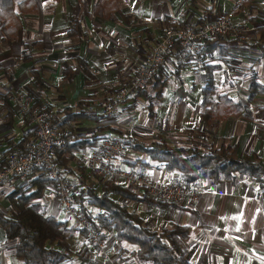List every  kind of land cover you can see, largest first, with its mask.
Returning a JSON list of instances; mask_svg holds the SVG:
<instances>
[{
    "label": "crops",
    "instance_id": "0c3cea01",
    "mask_svg": "<svg viewBox=\"0 0 264 264\" xmlns=\"http://www.w3.org/2000/svg\"><path fill=\"white\" fill-rule=\"evenodd\" d=\"M36 1L38 11L22 14L26 17L35 13L36 17L27 16L26 25L23 17L17 39L9 44V48L16 43L22 46L23 42L31 41H40L42 46L34 52L31 61L18 62L15 65L13 57L10 59L12 54H9L7 46H0V65L12 66V70L14 69L11 81H8L1 69L0 76L3 75L6 83L22 84L19 72L26 76L35 67L40 70L47 85L46 94L56 91L57 84L54 81L64 82L63 88L57 89L63 91L62 101L56 103L53 113L49 104L51 115L66 107L72 108L74 112L76 110L73 107L79 101L85 102L89 113L102 115L101 106L107 102L106 99L113 98L123 76L128 79L134 76V62L143 59L145 54L142 53L147 51L145 48L154 46L159 30L165 24L190 21L199 24L206 17H215L222 13L231 16L233 23L244 24L249 29V34L254 31L250 42L223 36L219 44L224 49L219 52L198 54V51L180 52L175 48L168 51L163 62L167 79L162 87V97H155L156 101L152 103L156 112L149 125L138 124V121L145 119V116L139 115L138 96L122 102L116 114L89 121L94 124L93 130L110 127L98 132L103 137L109 134L114 137L122 136V131L126 129L131 132L132 129L128 127L135 129L137 124L140 128L135 131L139 138L143 136L141 138L149 139L148 144L162 140L167 144L175 143L173 139L170 141L171 136L177 137L178 140L175 141L179 144L194 143L201 150H207L218 147L225 138L228 143L237 144V153L254 149L264 160V96L259 95L250 102L246 101L250 81L255 78L264 83V41L255 33L259 26L264 25V0H252L249 6L237 14H233L231 9L240 0H120L118 9L109 17L93 15L92 9L98 0H60L56 4L53 0H48L45 14L41 12L39 0ZM249 7L252 8L248 9ZM76 18L80 20L85 33L82 38L68 34L71 23ZM36 26L45 29L46 35L37 36L39 31ZM28 30H32L29 37ZM21 33H26V37H21ZM36 37L38 39L34 40ZM63 62L75 72L71 79L67 78L69 72H62ZM212 65L217 66L213 71L217 94L212 98L217 99L218 94L227 93L229 97L247 103L252 115V119L236 115L219 120L214 129L213 141L200 132L201 88L206 84V67ZM167 84L170 92L168 94L163 91ZM148 89L155 94L152 86L145 88L143 94ZM111 91L112 94L109 95ZM7 92L11 94L8 90L5 93L0 92V95ZM20 97L25 95L13 93L7 99L12 112L11 120L6 110L0 106V153L18 144L25 132L33 130L32 119L29 123L23 118V113H29L37 104L31 98V106L22 108L19 105ZM51 104L54 105L53 102ZM65 115L62 114L60 118ZM165 119H168V127L163 126ZM73 121H70V125L76 124ZM90 147L91 145H84L76 151V159L78 158L83 167L86 162L83 154ZM134 151H127L124 157L119 156L116 164L139 168L155 181L169 183L180 179L177 170L166 171L156 161L142 166L146 156ZM74 163L76 162L71 161V168ZM34 175L37 172L32 174L30 171L24 177L0 183V209L5 210L11 205L10 195L20 186L29 185L28 191L34 189L35 185L30 183L35 178ZM197 187L199 192L195 198L186 196L176 200L175 206L159 207L134 201L133 208L144 218L146 224L155 229L174 223L187 225V258L192 264H264V196L260 193L257 181L246 174L236 173L233 180L215 181L213 178H206ZM138 191L142 189L139 188ZM37 199L44 203L47 215L73 221L60 205L52 186L47 185ZM155 221L158 228L152 226ZM14 243L15 240L8 239L0 227V264H23L14 254ZM70 247L71 254L61 264H149L141 263L137 259L133 253L135 244L117 241L106 230L102 237L91 242H87L85 235L77 231L70 238Z\"/></svg>",
    "mask_w": 264,
    "mask_h": 264
},
{
    "label": "trees",
    "instance_id": "16d2710c",
    "mask_svg": "<svg viewBox=\"0 0 264 264\" xmlns=\"http://www.w3.org/2000/svg\"><path fill=\"white\" fill-rule=\"evenodd\" d=\"M59 1L53 0V3L56 4ZM119 1L98 0L93 6L92 13L96 16L109 17L118 9ZM251 2L252 0H240L231 9V12L237 14L246 6H249ZM36 11H38L36 0H0L2 41L7 45L15 41L22 27V14ZM256 33L259 35V39L264 41V25L259 26ZM68 34L79 38L85 36L78 18L72 21ZM220 39L223 38L212 36L204 39L197 53L207 54L224 49L219 44ZM41 46L40 41L23 42L22 52L17 60L19 62L31 61L34 58V52ZM174 48L177 51H182L177 45L172 47V49ZM167 55L168 52L164 54V58ZM62 66L63 74L69 72L67 78L74 77V70L67 66L65 62ZM216 68L215 65L206 67V84L201 88L200 98V118L202 121L200 132L205 134L211 141L215 139L214 129L219 120L236 115L252 119L251 108L247 103L229 97L227 93L218 94L217 99L212 98L213 95L217 94L213 77V71ZM0 69L3 70L8 81H11V67L0 65ZM163 70L164 63L149 80L157 99L162 97V87L167 79V74ZM30 75L31 82L37 90L33 94V98L37 105H41L42 98L39 93L44 89L46 90L47 85L39 69L32 67ZM144 90L145 87L141 88L127 99L143 94ZM9 95V92L0 95V106L3 110H6L8 118L11 120L12 112L7 104ZM259 95L264 96V83H260L253 78L248 87L246 101L250 102ZM106 101L109 100L106 99ZM77 106V111L69 110L67 115L62 116L63 124L69 120H100L107 117L89 113L85 107V102L79 101ZM46 109L51 111V106L46 105ZM66 109L71 108H64V110ZM64 110H57L52 114V122L59 120ZM107 129H110V127L97 128L89 134H75V137L74 131L71 130V136L66 140L65 148L58 151L60 165L64 168L68 167V172H73L74 169L70 165L71 161L76 158L77 149L84 145L95 144L98 139L103 138V136L98 135V132ZM33 135V130H28L23 134L18 144H23ZM106 137L114 136L109 134ZM125 144L126 147L146 156L145 161L141 163L142 166L151 161H156L166 171L177 170L180 179L185 183L192 182L199 185L206 178H213L215 181L233 180L236 173H243L257 181L260 193L264 196L263 157L254 149L237 153V144H230L225 138L222 139L218 147H211L207 150H201L195 144L168 145L164 140L154 144H143L133 139L128 140ZM11 147L2 150L0 153V167L5 166V153ZM30 171L32 174L37 172V175H34L35 178L30 180L35 188L28 191L30 186L23 185L10 195L12 205L7 206L5 210L0 209V227L3 228L8 239L15 240L14 254L23 264H61L71 254V236L77 231L86 235L88 229L78 227L74 221L69 222L67 219L47 215L44 203L37 198L42 195L43 189L47 185L55 189L57 182L42 167H34L27 174ZM64 172L66 173V171ZM72 195L76 205L87 218L90 229L99 232L98 237H102L105 230L112 231L117 241L135 244L133 253L141 263L192 264L187 258L188 248L185 241L188 236L187 225L174 223L171 226H164L159 229L152 228L145 223L144 218L138 211L127 203V200H133L152 206L166 207L177 205L176 201L152 197L145 191L129 188L112 177L95 179L84 169L77 174ZM114 195H119L122 199H117Z\"/></svg>",
    "mask_w": 264,
    "mask_h": 264
},
{
    "label": "built area",
    "instance_id": "2783aa9c",
    "mask_svg": "<svg viewBox=\"0 0 264 264\" xmlns=\"http://www.w3.org/2000/svg\"><path fill=\"white\" fill-rule=\"evenodd\" d=\"M248 31L247 27L235 25L222 15L206 17L199 24L191 21L182 24L168 23L159 30L156 43L137 65L135 75L118 86L113 98L101 106L100 113L105 116L116 114L122 102L147 85L163 63L164 54L174 45L185 52H197L204 39L212 36L240 39ZM31 100L28 97H20L19 105L29 108ZM32 121L34 135L23 144L12 145L5 153V166L0 167V183L24 177L34 167L46 169L48 175L57 182L55 192L60 205L78 227L88 229L85 235L87 242L97 241L99 232L90 229L87 218L73 200L72 183L65 177L63 167L59 163L58 151L65 148V142L71 136L70 131L61 129L60 119L52 122L51 113L44 104L32 108ZM127 141V138L117 136L98 139L83 154L88 173L99 179L116 178L129 188H140L148 195L162 200L176 201L186 196H197L198 185L192 182L185 183L181 179L169 183L155 181L139 168L117 165L116 161L126 149Z\"/></svg>",
    "mask_w": 264,
    "mask_h": 264
},
{
    "label": "rangeland",
    "instance_id": "374dc122",
    "mask_svg": "<svg viewBox=\"0 0 264 264\" xmlns=\"http://www.w3.org/2000/svg\"><path fill=\"white\" fill-rule=\"evenodd\" d=\"M19 1V0H18ZM39 2H40V4H41V12L43 13V14H45L46 13V4L48 3V0H39ZM45 5V6H44ZM219 15H222V16H224L228 21H230L231 23H233L232 22V17L231 16H229V15H224L223 13L222 14H219ZM27 16L28 17H33V18H35L36 17V14L35 13H30L29 15H26V17H24L23 15L21 16L22 17V20H23V17H24V24L26 25V22H27ZM233 24H235V25H241V26H243V27H246L244 24H242V23H233ZM258 24H260V23H258ZM25 25H24V28H25ZM165 25H168V24H165ZM165 25H163V26H165ZM162 26V27H163ZM161 27V28H162ZM160 28V29H161ZM36 29L39 31L38 33H37V36H39V37H42V36H45L46 34V32H45V29H42L41 27H37L36 26ZM29 32L27 33V37H29L28 35L29 34H31L32 33V30H28ZM256 31V30H255ZM254 32V31H253ZM253 32L251 33V34H249L248 32V34L246 33L244 36H242V38H240V39H236V40H240V41H244V42H248L249 40H251L252 39V36H253ZM35 33V32H34ZM256 33V32H255ZM26 33H21V37H23L24 38V36L26 37V35H25ZM35 35H36V33H35ZM34 40H36V39H38V37H36V38H33ZM32 42V41H31ZM250 42V41H249ZM0 46L2 47V48H4V47H6V48H8V50H9V54H12V55H10V59H12V57H13V64L15 65V64H17L19 61L17 60L19 57H20V55H21V52H22V46L21 45H19L18 43H16L15 45H12V47H10L9 48V45H7V44H5L2 40H0ZM150 48H152V47H150ZM150 48H145L147 51H145V53L143 52L142 53V55L143 54H145L146 55V53L147 52H149V50H150ZM183 51V50H182ZM37 51H35V53H36ZM14 55V56H13ZM15 55H17V56H15ZM144 55V56H145ZM144 56H142V58L144 57ZM140 60V59H139ZM141 62V61H140ZM163 62H164V60H163ZM20 63V62H19ZM139 64V62L137 61H135L134 62V64H133V68H135V70L137 69V65ZM12 66H11V71H14V69L12 70ZM164 71V70H163ZM19 74H20V77L19 78H21L22 79V84H17V85H14V84H9V83H6V81L4 80V77H3V75H1L0 76V92L1 93H5L6 91H8V90H10V92H11V94H10V96H12V94L13 93H22V94H24L25 95V97H28V98H32L33 99V94H35L36 92H37V90L34 88V86H33V84H32V82H31V75H30V72H29V74L27 75L26 74V76H23V73L21 74L20 72H19ZM135 75V74H134ZM29 76V77H28ZM128 77H125V76H123V78L121 79V80H119V82H120V85L121 84H123V83H125V82H127L128 80H130V79H128ZM57 81V80H56ZM56 81H54V84H57V85H55V90L56 91H54V92H50V93H48L47 92V94H46V90L44 89V91H42V92H40L39 93V95H40V97L42 98L43 96L45 97L44 99H42V101H43V103L42 104H44V105H51L52 106V113H53V110H55V108L54 107H57L56 106V103L58 104L59 102H61L62 101V92L63 91H57V89H59V87H62L63 88V84H64V82H56ZM152 84H151V81H149L148 83H147V85L145 86V88H147V87H150ZM10 86V87H9ZM15 89V90H14ZM111 89V88H110ZM150 90L148 89V92L146 93V94H142V95H140V96H138L137 97V104H138V108H139V115L141 114V116L143 117V116H145L144 118L145 119H141V121H138V124L139 125H146V124H148V123H150L151 122V120H153V118H151L152 116H154V114H155V112H156V109H154L153 108V102L154 101H156V98H155V94H154V92L152 93V91H150ZM164 92H166L167 94L168 93H170L169 92V85L167 84V86L166 87H164V90H163ZM114 92V91H113ZM174 93H176V92H174ZM110 94H112V91L111 92H109V95ZM51 102H53L54 103V105H52L51 104ZM153 103V104H152ZM171 106H172V103L170 104ZM41 105H35L34 106V108H38V107H40ZM63 106V105H62ZM62 106L61 107H59L60 109L62 108ZM64 107V106H63ZM58 108V109H59ZM69 110H72V108L71 109H66V111L63 113L64 115L65 114H68L69 113ZM73 110H78V107L77 106H74L73 107ZM88 112H89V110H88ZM31 113H32V111H30L29 113L28 112H24L23 113V115H24V119H26L29 123H31L32 121H31V119H32V115H31ZM148 114H150V115H148ZM146 115H148V117H146ZM151 118V119H150ZM60 119V121H63L62 120V117L61 118H59ZM73 122H76V124L75 125H70L71 124V122H70V120L69 121H67L66 123L64 122V124L62 123V125H61V129L62 130H69V131H74V134H78V133H90V132H92L93 131V129H94V124L92 123V122H90L89 120H87V119H77V120H74ZM168 124H169V122H168V119H165V121L163 122V126H165V127H168ZM139 125H137L136 124V126H134V128L135 129H133L132 128V126H130V127H128V128H130V129H132V131L130 132V131H127L126 129H125V131H122L124 134L122 135V136H117V137H122V138H129L128 140H130V138L132 139H134L135 138V140H137L138 142H144L143 144H148L149 143V139H147L146 137H144V138H141V137H143V136H141L140 138H139V135H138V133L135 131V130H138L139 128H140V126ZM149 125V124H148ZM72 128V129H71ZM11 132H12V130H11ZM167 135H170V134H167ZM114 136V135H113ZM138 136V137H137ZM170 141L172 142V140L171 139H173V142H175V143H169L168 145H175V146H180V145H187V144H179V143H177L175 140H178L177 139V137L176 138H174V137H171L170 136ZM194 144V143H193ZM189 145H192V144H189ZM196 145V144H195ZM201 145V144H200ZM213 145V144H212ZM202 146V145H201ZM203 148V147H202ZM127 151H133L132 149H130V148H128V147H126V149L121 153V155L120 156H122V157H124L125 155H126V152ZM135 152V151H134ZM133 156V155H132ZM73 162H76V163H74V165L72 166L73 168H74V171L73 172H68L67 171V167H63L64 169H63V172L64 171H66V173H64L65 174V177L72 183V187H73V184L76 182V180H77V174L78 173H80V171L82 170V169H84L86 172H88L87 171V169H86V166L84 165V167L82 166V165H80V161L78 160V158L76 159L75 158V160L73 161ZM92 177H94L95 179H98L99 180V178H97V177H95L94 175H91ZM73 189V188H72ZM55 194V193H54ZM115 197H117V198H119L120 200L122 199V197H120L119 195H114ZM11 201V200H10ZM127 202L129 203V206L130 207H133L134 206V204H135V202L133 201V200H127ZM11 205H12V203H11ZM9 206V205H8ZM74 221V220H73ZM75 222V221H74ZM157 221H155L154 222V224L152 225V226H155L156 228H158V226H157V223H156ZM76 223V222H75ZM77 224V223H76ZM160 228V227H159ZM158 228V229H159ZM113 234V232L111 231V232H109V234L110 235H112Z\"/></svg>",
    "mask_w": 264,
    "mask_h": 264
}]
</instances>
